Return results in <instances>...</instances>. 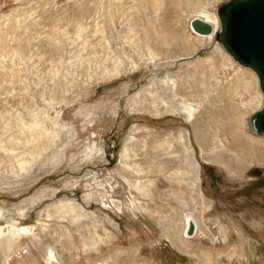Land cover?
<instances>
[{"label": "rangeland", "instance_id": "374dc122", "mask_svg": "<svg viewBox=\"0 0 264 264\" xmlns=\"http://www.w3.org/2000/svg\"><path fill=\"white\" fill-rule=\"evenodd\" d=\"M224 1L0 0V264H264L262 96L214 40Z\"/></svg>", "mask_w": 264, "mask_h": 264}, {"label": "water", "instance_id": "95a60500", "mask_svg": "<svg viewBox=\"0 0 264 264\" xmlns=\"http://www.w3.org/2000/svg\"><path fill=\"white\" fill-rule=\"evenodd\" d=\"M218 29L214 40L239 66L250 70L257 79L262 104L249 117L250 129L264 136V0H226L216 6ZM192 32L209 36L216 28L202 18H192ZM256 169L251 175L256 176ZM190 234V226L186 227Z\"/></svg>", "mask_w": 264, "mask_h": 264}, {"label": "bare ground", "instance_id": "6f19581e", "mask_svg": "<svg viewBox=\"0 0 264 264\" xmlns=\"http://www.w3.org/2000/svg\"><path fill=\"white\" fill-rule=\"evenodd\" d=\"M204 18L207 21H209L212 25H216V18L215 17H210L208 15H204ZM183 109H184L185 113L190 117V115H191V108H190V106L188 104H186V105H184Z\"/></svg>", "mask_w": 264, "mask_h": 264}]
</instances>
